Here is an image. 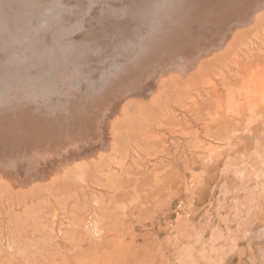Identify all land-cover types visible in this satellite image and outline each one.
I'll use <instances>...</instances> for the list:
<instances>
[{"label": "rangeland", "instance_id": "rangeland-1", "mask_svg": "<svg viewBox=\"0 0 264 264\" xmlns=\"http://www.w3.org/2000/svg\"><path fill=\"white\" fill-rule=\"evenodd\" d=\"M144 2L127 22L136 33L153 6ZM71 3L59 25L78 23L73 33L64 30L76 43L75 63L82 62L73 71L81 74H74V92L58 94L75 106L104 65L98 55L97 62L85 60L97 51L95 44L104 46L96 24L122 0ZM0 7L13 11L12 18L41 16L21 1L0 0ZM53 16L44 27L30 20L22 36L12 32L18 25L11 18L0 23L6 38L16 41L58 28ZM256 17L222 45L218 29L209 43L215 47L199 60L187 48L202 33H190L192 25L173 41L160 37L141 59L147 64L144 86L115 99L116 136L109 122L97 148L104 153L95 149L75 162L53 163L50 168L58 169L34 183L0 185V264H264V11ZM176 44V53L164 57L170 69L152 63L155 52ZM184 56L196 65L187 69ZM252 72L259 91L250 101L241 82ZM14 88L1 82L0 93ZM120 200L127 204L122 212L116 209Z\"/></svg>", "mask_w": 264, "mask_h": 264}, {"label": "bare ground", "instance_id": "bare-ground-1", "mask_svg": "<svg viewBox=\"0 0 264 264\" xmlns=\"http://www.w3.org/2000/svg\"><path fill=\"white\" fill-rule=\"evenodd\" d=\"M16 1H21L24 8L36 14L39 11L41 16H35L39 20L33 19L32 14L30 17L12 18L13 11L6 13L1 11L0 7V21L9 17L11 22L14 21L18 25V27L10 28L12 32L21 36L27 35L30 20H36L39 26L42 24L41 27H44L48 24L51 15H56L52 17V21L53 24L57 23L55 26L58 28L55 27L44 34L27 36L23 40L17 38L16 41H10L4 35L6 28L0 23V57H4V60L0 62V85L1 82L10 86L17 85V88L11 89L9 94L0 93V185L4 186H8V180L14 185L20 180L27 181L29 184L30 181L34 183L36 178L49 177L58 169L54 168L56 166L50 168L51 164L57 165L60 161L66 164L67 161L75 162L81 159L79 156L86 153L84 147L97 145L95 142L98 140L103 141L102 135L109 122L113 130V138H115L117 116L114 111L117 112L116 108L120 104H115V99L117 96L124 97L125 93H128L125 91L130 88L144 86L142 72L147 64L141 59L147 50L156 42L158 43L162 36L165 40L173 41L176 33L178 36L181 31H188L193 25L191 23L200 19L201 15H205L206 10L212 13L210 8L217 0H148V3L153 2V8H149V16L138 26V34L133 32L131 25L127 22L131 12L139 9L146 0H122L120 6L109 9L111 13L108 15L111 16H108V19L99 20L95 27L104 46L99 47L95 44L97 51L85 58L86 62H92L96 61L93 57L98 55L104 65L98 77L90 83L85 95L74 99L77 103L75 106L62 102L58 93L65 91L67 94L68 91L74 92L78 88L74 74L81 73L73 70L77 69L82 61L75 63L78 57L72 52L76 50V43L71 38H67L69 33H65L64 29L66 27L73 33L79 26L76 21H71L68 25H66L67 22L62 25L59 23L63 21V15L68 12V2L76 4L77 0ZM232 1L236 3L238 0H218L215 5L222 4L221 9L225 11L228 7L226 5ZM57 8L60 9V13ZM120 10L122 15L115 14ZM259 11L264 9L254 11L253 18H257ZM188 16L197 17V19L186 24L185 20L187 23L190 21ZM119 17L120 19L115 20ZM178 47V44L174 47L168 45L165 57L169 58L171 52H175V48ZM118 51L124 52V57L108 59V56H116ZM150 56L151 53L146 58L149 59ZM209 58H204L203 64H206ZM171 60L170 58L169 65L173 66L174 63ZM253 76L254 72L247 74L241 82L243 94L248 100H252L259 91L258 84H254ZM162 80L163 78L160 82ZM72 85L74 87H71ZM32 94H36V100L33 99L29 108L26 105L33 97ZM45 98H47L46 104L41 105V101ZM141 118L144 119V115H141ZM111 144L110 149H113V142ZM98 150L96 149V152ZM102 153H104L103 150L97 152L98 156ZM61 162L57 167L61 166ZM157 176L158 172L153 171L151 177L155 182L158 180ZM194 176L195 179L198 178L197 174ZM126 206L127 204L120 200L116 209L122 212Z\"/></svg>", "mask_w": 264, "mask_h": 264}, {"label": "water", "instance_id": "water-1", "mask_svg": "<svg viewBox=\"0 0 264 264\" xmlns=\"http://www.w3.org/2000/svg\"><path fill=\"white\" fill-rule=\"evenodd\" d=\"M216 2L213 3L212 7L210 8V10H212V13L206 12L207 10L204 12L206 14L212 15L210 18L212 21H210L208 18H206V15L205 16L202 15L203 17L201 18L202 20H200V22H193V20H196L197 17L191 18L190 16H188L190 19V21H188V23L186 20L184 21L186 24H190L191 22H193V23H191V24H193L192 29L189 30L190 33H192V32H195V33L199 32L200 33V31H202V33L199 36H197V38L194 37L193 39H191V41H188V43H187V45H188L187 48H189V47L191 48L190 50L192 51V54H194L196 58L198 57V60L201 58V56L206 55L207 54L206 52L209 51V49L215 47V45H209V43L211 42V40L216 38L217 33L221 29L222 30L220 31L221 32L220 37H218V39L217 40L215 39V40L221 42L220 44L222 45L226 42L227 37L232 32H234V30L236 28H238L240 26L247 25L251 22V18L253 17V13L255 10L260 9L264 6V0H238L236 3H233V1H232L231 3H228V5H226L228 7L226 8V11L221 15V13L223 11H221L222 9H221L220 5H222V4L219 3L218 5H215ZM218 8H220V9H218ZM218 29H220V30L217 32ZM222 38H224V40H222ZM156 48H159V46ZM161 53L163 54L164 52H161V51H158L157 53L155 52V55L151 57L152 63H155L156 65H159V66L162 65V67H165V69H167V68L170 69L169 66L166 68L167 62L165 61L166 59L164 58L165 53L163 56L161 55ZM161 56L163 58H161ZM184 57H186V56H184ZM190 61L194 62L193 59L186 57L185 60L181 61V62L183 64L185 63L184 65L187 67V69H190V68L194 67L197 63V62L196 63L194 62L192 65H190L189 63H187ZM184 65L182 66V68H184ZM157 68H158V66H157ZM153 76H155V75L151 74V76L147 80H149ZM24 138H26V137H24ZM31 138H32V136H31ZM22 140H24V139H22ZM95 143L97 145L84 147V149H86L85 152L95 150V149L104 145L103 144L104 142L102 143L99 140Z\"/></svg>", "mask_w": 264, "mask_h": 264}]
</instances>
